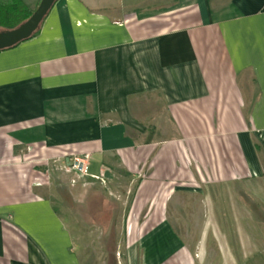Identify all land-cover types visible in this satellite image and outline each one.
I'll use <instances>...</instances> for the list:
<instances>
[{
    "label": "crops",
    "instance_id": "0c3cea01",
    "mask_svg": "<svg viewBox=\"0 0 264 264\" xmlns=\"http://www.w3.org/2000/svg\"><path fill=\"white\" fill-rule=\"evenodd\" d=\"M75 153L92 175L142 177L127 264H237L264 192V0H56L1 50L0 264L92 262L51 193ZM76 218L111 235L104 216Z\"/></svg>",
    "mask_w": 264,
    "mask_h": 264
},
{
    "label": "rangeland",
    "instance_id": "374dc122",
    "mask_svg": "<svg viewBox=\"0 0 264 264\" xmlns=\"http://www.w3.org/2000/svg\"><path fill=\"white\" fill-rule=\"evenodd\" d=\"M146 169L147 166H144V171ZM59 172V170L54 168L51 185L52 198L55 200L60 213L66 218L67 225L74 237H76V244L79 248V253L82 255V261L85 262L86 260L87 263V259H91L92 262H89L90 264H116L118 261H121L122 264H125V262L127 264L128 258L124 254V243H126L125 232L130 224L123 221L130 216L134 217L136 215V211L133 209L134 199L142 177H130L124 173L123 176H112V181L103 176L88 179V184H80L79 188L82 192L78 196L72 186L78 183H72L74 176L70 180L64 179ZM61 174L64 175L63 171H61ZM260 182L264 183V180H260ZM255 184L257 186L259 184L258 181L253 183V186ZM255 189V197L247 201L248 208L255 214L254 220L250 221L246 226L250 232V239L246 249H238L237 264H264V203L258 200L260 199L264 202V192L259 191V187H255ZM153 194L151 192L138 201V207L141 211V222L144 221V216L149 212L152 200L157 198ZM225 205L226 201L223 202L222 206L225 207ZM93 216H104L110 221L111 235L109 237L92 240L91 236L93 234L86 230L88 229L87 225L84 224L85 229L76 218L90 219L92 221L94 220ZM94 226H96L94 228L97 230V225ZM138 226L140 228L145 225L140 223ZM150 226L146 225L144 232ZM99 231L102 232L101 227L98 229ZM85 240L88 243L91 242L94 247L85 245L82 252ZM119 246H121V250L118 248Z\"/></svg>",
    "mask_w": 264,
    "mask_h": 264
},
{
    "label": "water",
    "instance_id": "95a60500",
    "mask_svg": "<svg viewBox=\"0 0 264 264\" xmlns=\"http://www.w3.org/2000/svg\"><path fill=\"white\" fill-rule=\"evenodd\" d=\"M56 0H41L32 15L21 25L10 30H0V50L11 48L28 40L38 30Z\"/></svg>",
    "mask_w": 264,
    "mask_h": 264
},
{
    "label": "trees",
    "instance_id": "16d2710c",
    "mask_svg": "<svg viewBox=\"0 0 264 264\" xmlns=\"http://www.w3.org/2000/svg\"><path fill=\"white\" fill-rule=\"evenodd\" d=\"M32 13L33 11L23 0H0V30H10L18 27L25 22ZM39 29L40 27L32 37L38 33Z\"/></svg>",
    "mask_w": 264,
    "mask_h": 264
},
{
    "label": "built area",
    "instance_id": "2783aa9c",
    "mask_svg": "<svg viewBox=\"0 0 264 264\" xmlns=\"http://www.w3.org/2000/svg\"><path fill=\"white\" fill-rule=\"evenodd\" d=\"M91 164V156L89 153H75L68 158V163L64 167V170L69 173H74V178L72 179L73 184H75L77 180L81 178H99V176L91 174ZM44 183H50V175L48 173H46Z\"/></svg>",
    "mask_w": 264,
    "mask_h": 264
}]
</instances>
